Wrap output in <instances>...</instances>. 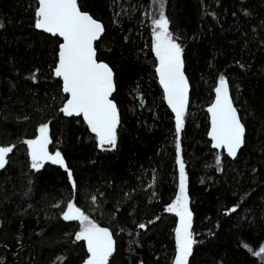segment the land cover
Segmentation results:
<instances>
[{
  "label": "trees",
  "instance_id": "obj_1",
  "mask_svg": "<svg viewBox=\"0 0 264 264\" xmlns=\"http://www.w3.org/2000/svg\"><path fill=\"white\" fill-rule=\"evenodd\" d=\"M78 6L102 25L97 60L114 76L119 122L106 144L63 113L61 42L37 30L36 0H0V264H88L78 220L63 218L70 202L110 233L113 253L101 264H176L179 197L192 216L185 264H264V0ZM162 23L190 87L179 126L155 76ZM220 81L245 129L235 160L207 140ZM40 128L61 165L33 168L28 142Z\"/></svg>",
  "mask_w": 264,
  "mask_h": 264
},
{
  "label": "water",
  "instance_id": "obj_2",
  "mask_svg": "<svg viewBox=\"0 0 264 264\" xmlns=\"http://www.w3.org/2000/svg\"><path fill=\"white\" fill-rule=\"evenodd\" d=\"M37 30L57 37L61 44L54 71L61 81L62 92L67 96L63 113L80 117L89 132L102 144L113 140L118 127V113L112 101L114 76L109 67L97 60L96 43L103 34L102 25L88 13L82 12L78 0H36ZM162 23L160 29H164ZM157 84L166 108L179 126L187 114L190 87L181 59L162 62L155 69ZM213 101L207 107V140L213 151L235 160L244 147L245 129L233 104L230 89L225 81L217 83ZM43 163H51L48 151L39 153ZM0 155L4 156L5 151ZM61 165L60 158L55 159ZM64 168V167H63ZM187 209V206L184 205ZM191 215H187V230ZM88 264H101L94 259Z\"/></svg>",
  "mask_w": 264,
  "mask_h": 264
},
{
  "label": "rangeland",
  "instance_id": "obj_3",
  "mask_svg": "<svg viewBox=\"0 0 264 264\" xmlns=\"http://www.w3.org/2000/svg\"><path fill=\"white\" fill-rule=\"evenodd\" d=\"M160 27V26H159ZM156 43L158 46V57L164 61L179 58V49L170 40L168 33L164 29H160L156 34ZM49 143V138L46 128H40L37 137L28 142L29 155L34 169L41 168L43 158L37 152V149H46ZM39 147V148H38ZM2 156V155H0ZM52 160L57 158V155H51ZM4 159L0 158V166L3 165ZM180 184L183 181V176L180 175ZM185 200L179 197L172 207L179 216V223L176 229L179 245L178 260L176 264H185L187 253L190 247V237L187 236L186 219L187 215L184 214ZM186 211V210H185ZM63 218L67 221L77 219L79 222V231L77 238L83 240L89 252V261L95 260L96 262H106L113 253V241L110 233L96 225L90 218L80 214L79 210L70 202L67 206Z\"/></svg>",
  "mask_w": 264,
  "mask_h": 264
},
{
  "label": "flooded vegetation",
  "instance_id": "obj_4",
  "mask_svg": "<svg viewBox=\"0 0 264 264\" xmlns=\"http://www.w3.org/2000/svg\"><path fill=\"white\" fill-rule=\"evenodd\" d=\"M38 148H39V147H38ZM42 150H43V149L39 148V149H37V152H38V153H41V152H42ZM44 151H48V150H47V148H46V149H44ZM39 155H40V154H39ZM42 165H43V163H42Z\"/></svg>",
  "mask_w": 264,
  "mask_h": 264
}]
</instances>
